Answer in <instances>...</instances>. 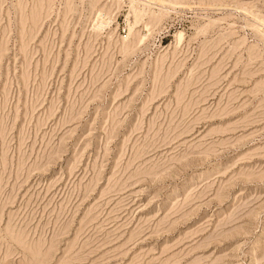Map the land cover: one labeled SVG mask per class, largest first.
<instances>
[{
	"label": "rangeland",
	"instance_id": "obj_1",
	"mask_svg": "<svg viewBox=\"0 0 264 264\" xmlns=\"http://www.w3.org/2000/svg\"><path fill=\"white\" fill-rule=\"evenodd\" d=\"M0 264H264V0H0Z\"/></svg>",
	"mask_w": 264,
	"mask_h": 264
}]
</instances>
